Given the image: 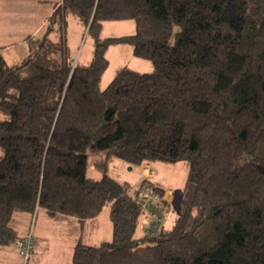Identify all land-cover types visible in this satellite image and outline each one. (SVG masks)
I'll return each instance as SVG.
<instances>
[{
	"label": "trees",
	"instance_id": "trees-1",
	"mask_svg": "<svg viewBox=\"0 0 264 264\" xmlns=\"http://www.w3.org/2000/svg\"><path fill=\"white\" fill-rule=\"evenodd\" d=\"M70 16L92 40L86 61ZM124 19L133 33L101 37ZM25 39L17 63L0 49V250L25 214L82 229L107 205L110 237H75L70 264H264V0H60L43 36ZM115 43L152 69L122 65L101 87ZM100 151L132 167L188 163L170 224L135 235L151 216L131 184L86 175Z\"/></svg>",
	"mask_w": 264,
	"mask_h": 264
},
{
	"label": "rangeland",
	"instance_id": "rangeland-1",
	"mask_svg": "<svg viewBox=\"0 0 264 264\" xmlns=\"http://www.w3.org/2000/svg\"><path fill=\"white\" fill-rule=\"evenodd\" d=\"M76 21L74 17L69 18L70 44L74 51L73 56L82 61H86L91 55L93 43L90 37H86L85 32L81 31ZM133 32L134 23L130 19L107 20L103 23L101 37L118 36ZM107 58L109 64L103 72L100 82L101 87L107 85L114 76L116 69L122 65H127L129 68L141 72L147 68H150L149 70L152 69V65H150L148 60L132 54L129 43H115L110 45L107 50ZM146 64L148 65L146 66ZM2 153V147L0 146V156ZM150 163L154 167L152 180L163 187L170 186L172 188V197L170 195L165 200L168 205L161 211L163 222H165L168 208L171 207L175 214L179 207L183 183L188 174V163L183 160L177 162L156 160ZM129 166L114 156L106 157L105 153L100 151L97 154L89 155L86 175L94 179H99L102 173H106L119 180L127 179L134 182L142 175L137 169L138 167H133L132 169ZM139 183L141 184V181ZM108 212L109 206L106 205L99 213L96 223H87L82 229L66 221L61 222L58 219L48 218L43 210H39L36 216L34 214L30 216L25 214L22 217V224L20 225V230L24 232L18 233L17 236L24 235L28 232L30 233V231L32 233L33 242L27 264H70L75 237L77 239L79 235L82 236L81 239L85 243H96L101 238L110 237L111 221ZM148 223V217L142 214L139 218L135 235H142ZM23 261L24 257L21 246L13 244L0 250V264H22Z\"/></svg>",
	"mask_w": 264,
	"mask_h": 264
},
{
	"label": "crops",
	"instance_id": "crops-1",
	"mask_svg": "<svg viewBox=\"0 0 264 264\" xmlns=\"http://www.w3.org/2000/svg\"><path fill=\"white\" fill-rule=\"evenodd\" d=\"M59 1L60 0H0V49L7 63L9 64L17 63L19 62V60H21L24 56L28 54L29 48L25 38L27 36H31L33 38L34 37L41 38L43 36L48 18L52 13L55 5L59 3ZM69 18H68V41L70 44L71 37L69 36L70 35ZM76 23L80 27L81 31H83L81 25L77 21ZM70 47L72 49V52H74L71 44ZM147 65L148 64H146V66ZM149 69L148 68L144 69L142 72L150 71ZM137 169L140 171L142 175L140 178H137L134 182H131L130 180L127 179L120 181H127L131 184L132 187V186H138L142 178H148L154 183L155 186L163 187L162 185L157 184L155 181L152 180L154 174V167L150 162L144 163L141 167H138ZM169 187L170 186L163 188L165 189ZM170 208L171 207L168 208V212L165 217L166 224L167 222L168 224H170L172 219L174 218V215H172L174 214L173 210L172 208L171 209ZM97 218L98 215L91 220H86L85 223L82 225V228L87 223H96ZM22 232L24 231L20 230V226H19L18 233H22Z\"/></svg>",
	"mask_w": 264,
	"mask_h": 264
},
{
	"label": "built area",
	"instance_id": "built-area-1",
	"mask_svg": "<svg viewBox=\"0 0 264 264\" xmlns=\"http://www.w3.org/2000/svg\"><path fill=\"white\" fill-rule=\"evenodd\" d=\"M128 191L130 196L134 198L138 203H140L141 207L151 216L148 228L150 226H159L163 222V218L160 215L163 206L162 202L170 197L172 192L171 188H165L162 194H159L156 190L139 184L138 186L130 187ZM149 232L152 233V229L149 230ZM32 242L33 238L31 231L30 233L28 232L24 235L17 236L14 239V244L17 246H21L22 255L24 257V261L22 262V264H27V260L30 256Z\"/></svg>",
	"mask_w": 264,
	"mask_h": 264
},
{
	"label": "water",
	"instance_id": "water-1",
	"mask_svg": "<svg viewBox=\"0 0 264 264\" xmlns=\"http://www.w3.org/2000/svg\"><path fill=\"white\" fill-rule=\"evenodd\" d=\"M130 167V166H129Z\"/></svg>",
	"mask_w": 264,
	"mask_h": 264
}]
</instances>
